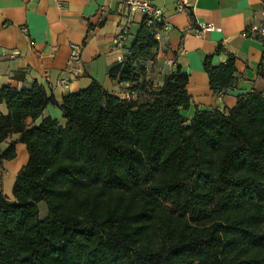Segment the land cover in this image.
Here are the masks:
<instances>
[{
	"label": "trees",
	"instance_id": "16d2710c",
	"mask_svg": "<svg viewBox=\"0 0 264 264\" xmlns=\"http://www.w3.org/2000/svg\"><path fill=\"white\" fill-rule=\"evenodd\" d=\"M157 45L142 21L109 71L135 99L96 81L60 104L36 82L0 86V170L17 143L29 156L13 200L0 191V264H264V96L239 95L227 112L194 106L188 121L186 75L145 79ZM203 68L211 90L232 86V56ZM49 105L64 126L27 124Z\"/></svg>",
	"mask_w": 264,
	"mask_h": 264
},
{
	"label": "crops",
	"instance_id": "0c3cea01",
	"mask_svg": "<svg viewBox=\"0 0 264 264\" xmlns=\"http://www.w3.org/2000/svg\"><path fill=\"white\" fill-rule=\"evenodd\" d=\"M148 1L163 11L169 29L152 50V60L144 63L145 79L156 87L177 68L186 75L192 105L182 115L188 121L194 106L227 112L235 107L239 95L264 96V37L248 30L264 23V0H185L184 11L177 10L179 0ZM122 11L111 0H0V86L20 89L36 82L60 104L63 96L96 81L117 96L129 84L110 79L109 71L130 55L143 21L140 14L132 16L130 33L117 45L114 38L126 20ZM206 26L212 29L202 31ZM73 46L78 48L74 59ZM229 56L234 58V82L215 92L203 62L211 57L215 67L226 63ZM5 112L0 105V113ZM46 117L65 124L60 109L51 105L27 124L38 125ZM15 149L16 157L4 161L0 170V191L9 200H13L17 173L29 158L24 144L17 143Z\"/></svg>",
	"mask_w": 264,
	"mask_h": 264
},
{
	"label": "built area",
	"instance_id": "2783aa9c",
	"mask_svg": "<svg viewBox=\"0 0 264 264\" xmlns=\"http://www.w3.org/2000/svg\"><path fill=\"white\" fill-rule=\"evenodd\" d=\"M114 4L120 5L122 8V12L125 14L124 22H122L115 38L114 43L117 45H121L125 37L130 33V28L132 25V16L135 14H140L143 16V21L146 26L151 30L154 39L159 42L163 33L167 32L169 29V23L167 18L164 16L163 11L152 5L148 0H111ZM186 1L179 0L177 3V10L184 11L185 10ZM202 31H209L212 28L209 26L201 28ZM249 32L252 34H257L261 37H264V23L262 24H253L248 27ZM196 32H199L198 30ZM247 36V34H246ZM251 37V36H247ZM77 47H72L71 58H76L77 55ZM171 64V62H169ZM120 99L123 100H131L133 99L132 94L127 91H123L117 95Z\"/></svg>",
	"mask_w": 264,
	"mask_h": 264
},
{
	"label": "rangeland",
	"instance_id": "374dc122",
	"mask_svg": "<svg viewBox=\"0 0 264 264\" xmlns=\"http://www.w3.org/2000/svg\"><path fill=\"white\" fill-rule=\"evenodd\" d=\"M163 204L164 205H169V204H171V201H169V202H163ZM40 208H41V211L42 212H44V210H46V208L44 207V204H42ZM185 216H186V218L188 219V221L190 223H196V222H198L196 215H192V214L188 213ZM262 231L264 232V228H262Z\"/></svg>",
	"mask_w": 264,
	"mask_h": 264
}]
</instances>
